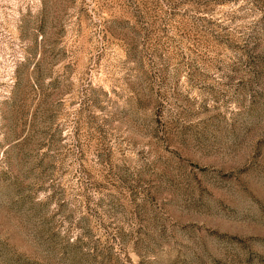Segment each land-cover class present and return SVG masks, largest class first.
I'll return each instance as SVG.
<instances>
[{"label": "rangeland", "instance_id": "obj_1", "mask_svg": "<svg viewBox=\"0 0 264 264\" xmlns=\"http://www.w3.org/2000/svg\"><path fill=\"white\" fill-rule=\"evenodd\" d=\"M0 264H264V0H0Z\"/></svg>", "mask_w": 264, "mask_h": 264}]
</instances>
